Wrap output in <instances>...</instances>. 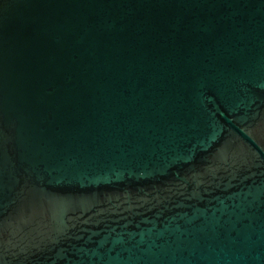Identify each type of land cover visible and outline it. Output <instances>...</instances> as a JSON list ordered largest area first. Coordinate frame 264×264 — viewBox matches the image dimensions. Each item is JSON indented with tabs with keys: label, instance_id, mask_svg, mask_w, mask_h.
<instances>
[{
	"label": "water",
	"instance_id": "obj_1",
	"mask_svg": "<svg viewBox=\"0 0 264 264\" xmlns=\"http://www.w3.org/2000/svg\"><path fill=\"white\" fill-rule=\"evenodd\" d=\"M0 264H264V0H0Z\"/></svg>",
	"mask_w": 264,
	"mask_h": 264
}]
</instances>
